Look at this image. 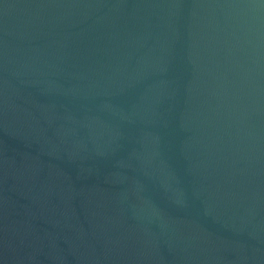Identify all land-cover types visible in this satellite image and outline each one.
<instances>
[{
	"label": "water",
	"instance_id": "1",
	"mask_svg": "<svg viewBox=\"0 0 264 264\" xmlns=\"http://www.w3.org/2000/svg\"><path fill=\"white\" fill-rule=\"evenodd\" d=\"M0 264H264V0H0Z\"/></svg>",
	"mask_w": 264,
	"mask_h": 264
}]
</instances>
